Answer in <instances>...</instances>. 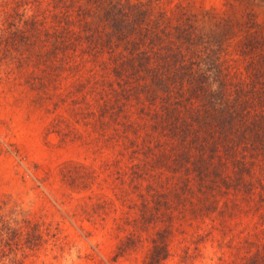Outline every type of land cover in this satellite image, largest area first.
I'll return each instance as SVG.
<instances>
[{"label":"rangeland","instance_id":"rangeland-1","mask_svg":"<svg viewBox=\"0 0 264 264\" xmlns=\"http://www.w3.org/2000/svg\"><path fill=\"white\" fill-rule=\"evenodd\" d=\"M0 264H264V0H0Z\"/></svg>","mask_w":264,"mask_h":264},{"label":"trees","instance_id":"trees-1","mask_svg":"<svg viewBox=\"0 0 264 264\" xmlns=\"http://www.w3.org/2000/svg\"><path fill=\"white\" fill-rule=\"evenodd\" d=\"M182 65V61H181V63L179 64V66H181ZM199 79V78H198ZM198 79H197V81H198Z\"/></svg>","mask_w":264,"mask_h":264}]
</instances>
